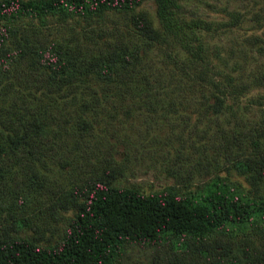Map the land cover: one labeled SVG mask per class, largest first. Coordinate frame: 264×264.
I'll return each mask as SVG.
<instances>
[{"label":"trees","instance_id":"1","mask_svg":"<svg viewBox=\"0 0 264 264\" xmlns=\"http://www.w3.org/2000/svg\"><path fill=\"white\" fill-rule=\"evenodd\" d=\"M143 1L0 0V264H133L136 246H165L176 256L169 264H264V114L257 126L225 131L232 166L193 187L120 184L109 155L81 176L84 155L74 149L116 102L128 111L198 94L195 107L217 116L242 101L243 81L224 59L214 61L224 54L205 39L236 13L226 21L187 17L178 0H153L155 23L136 10ZM107 12L122 17L118 32L94 37ZM154 48L164 66L154 63ZM67 166L81 177L67 180ZM35 213L42 222L64 217L53 241L25 234Z\"/></svg>","mask_w":264,"mask_h":264},{"label":"rangeland","instance_id":"2","mask_svg":"<svg viewBox=\"0 0 264 264\" xmlns=\"http://www.w3.org/2000/svg\"><path fill=\"white\" fill-rule=\"evenodd\" d=\"M178 1L181 12L187 17L226 21L229 10L236 13L234 23L221 24L213 34H206L205 39L224 54L222 58H214V61L224 59L223 68L238 82L243 81L242 101L235 106L234 114L227 111L218 117L195 107L193 102L198 99V94L189 97L191 102L184 99L179 103L176 99L175 104L166 107L160 104H131L133 108L128 111L123 110L124 106L119 108L116 102V108L108 106L109 109L99 112V117L85 135L87 141L81 143L79 150L74 149L84 155L80 161L81 176L100 167L103 157L109 155L119 164L117 180L120 184L134 183L146 190L168 184L193 187L216 173L225 174V166H232L229 164L232 153L228 151L231 140L227 139L226 132L235 128L247 129L252 124L257 126L258 118L263 116L264 97L260 102L258 95H264V0ZM136 10L146 11L156 23L153 0H144ZM121 20L118 12H107L101 24L102 30L90 33L94 37H99L98 33L102 31V37L116 34L118 31L114 27L119 26ZM168 49L176 52L177 48L167 46ZM155 53L154 63L164 66L163 50L154 48ZM103 111H106L105 114ZM77 168L80 170V167ZM68 169L70 166H67L68 178L57 171H53L52 177L58 180L81 177L69 176ZM230 171L233 177L244 182L243 175L234 168ZM35 207L36 204H31L14 210L6 223L11 226L14 220L30 213ZM63 218L56 219L48 214L47 221L42 222L40 213L32 214L30 226L23 225L25 234L41 243L53 241L58 222L61 223ZM171 257L176 256L165 246L157 250L136 246L129 252V260L133 264H169Z\"/></svg>","mask_w":264,"mask_h":264}]
</instances>
